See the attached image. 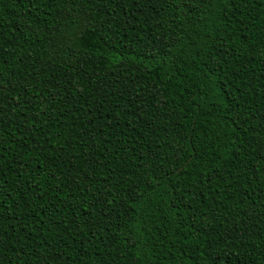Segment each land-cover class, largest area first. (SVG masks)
<instances>
[{"label": "trees", "instance_id": "16d2710c", "mask_svg": "<svg viewBox=\"0 0 264 264\" xmlns=\"http://www.w3.org/2000/svg\"><path fill=\"white\" fill-rule=\"evenodd\" d=\"M0 264H264V0H0Z\"/></svg>", "mask_w": 264, "mask_h": 264}]
</instances>
